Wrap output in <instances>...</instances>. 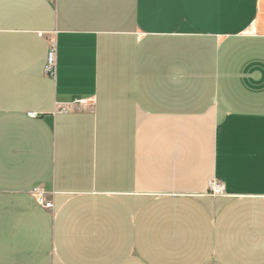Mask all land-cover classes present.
Here are the masks:
<instances>
[{
	"label": "crops",
	"instance_id": "crops-1",
	"mask_svg": "<svg viewBox=\"0 0 264 264\" xmlns=\"http://www.w3.org/2000/svg\"><path fill=\"white\" fill-rule=\"evenodd\" d=\"M0 264H264V0H0Z\"/></svg>",
	"mask_w": 264,
	"mask_h": 264
},
{
	"label": "built area",
	"instance_id": "built-area-1",
	"mask_svg": "<svg viewBox=\"0 0 264 264\" xmlns=\"http://www.w3.org/2000/svg\"><path fill=\"white\" fill-rule=\"evenodd\" d=\"M45 72L47 75L56 77L57 74V44L56 40H53L51 48L48 52L47 62L45 67ZM58 108L61 111H82L86 109L94 110V99L93 98H83L77 97L73 101L67 104H60ZM35 116V113H31ZM34 194L37 196L39 204L44 208L53 210L54 202L52 198L47 197V193L43 191L40 187L34 189ZM208 193L212 196H221L226 194L225 185L219 180H212L209 183Z\"/></svg>",
	"mask_w": 264,
	"mask_h": 264
}]
</instances>
